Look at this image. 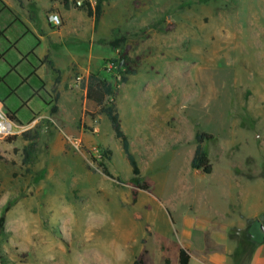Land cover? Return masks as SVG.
<instances>
[{
  "label": "rangeland",
  "instance_id": "1",
  "mask_svg": "<svg viewBox=\"0 0 264 264\" xmlns=\"http://www.w3.org/2000/svg\"><path fill=\"white\" fill-rule=\"evenodd\" d=\"M45 2L33 18L38 28L47 25ZM24 17L0 0V50L21 61L29 78L38 40L22 38ZM91 21V62L74 72L65 48L71 39L64 38L60 81L27 106L18 108L40 82L14 88L19 76L0 61L7 92L0 121L13 123L0 133V264H179L180 248L189 250L190 264H206L226 246L206 218L216 221L225 207L236 222L264 209V180L253 175L259 168L264 176V0H103L98 24ZM11 37L18 44L9 50ZM121 37L130 55L142 58L117 98L141 177L152 188L140 190L136 203L122 143L105 115L90 116L97 109L85 98L87 71L117 76L112 59L119 51L109 41ZM77 48L86 55L90 44ZM197 130L213 135L202 143L211 174L191 168ZM230 235L237 238L236 230ZM243 247L247 254L249 243Z\"/></svg>",
  "mask_w": 264,
  "mask_h": 264
},
{
  "label": "crops",
  "instance_id": "2",
  "mask_svg": "<svg viewBox=\"0 0 264 264\" xmlns=\"http://www.w3.org/2000/svg\"><path fill=\"white\" fill-rule=\"evenodd\" d=\"M6 8L11 10L15 14L25 15L24 19H26V32L22 34L23 36H30L31 34L37 38V43H31L30 53L35 54L38 65L33 66L34 70L26 76L22 75L20 64L21 61H8L7 58L3 56L4 51L0 50V61L5 62L10 70L9 73L15 74L17 76H22L23 78H27L30 82L32 79H38V84L40 82V88L33 89V94L31 95L28 91L27 96L22 98V105L18 108L27 106L32 102V100L39 97L40 93H47L46 85L58 83L60 81V76L62 74L61 68V54L64 52L62 49V43L65 39H71V44H66V53H69L68 59L73 64L72 66H76L74 68V72L77 70V67H83L81 63H85L88 65V62H91L92 56V48H93V23L91 21V17L81 9H76L70 3H60L57 0H47L42 6L43 11L45 13L47 25L44 28H38L37 23L33 21V18H37L36 12H39V5L41 0H1ZM48 1H53L52 3ZM59 12L63 17V25L55 28L48 21V15L51 12ZM66 23V24H65ZM65 24V25H64ZM25 39V38H23ZM14 37H11V40L8 41L9 50L14 47V45L18 44L17 40L15 41ZM83 42H88L90 44L89 51L86 55L81 54L80 48ZM33 45V46H32ZM18 48V46L15 47ZM24 58V51H18ZM67 55V54H66ZM85 61V62H83ZM88 61V62H87ZM85 65V67H86ZM91 72L87 71V77L85 79V96H86V86L87 79ZM75 74V73H74ZM20 78V77H19ZM3 76L0 75V98L3 102H0L1 106L7 107V98L1 96L4 93V87L1 85V81ZM12 85L14 88H25L22 85L21 80L19 82L15 80ZM9 95L11 91L9 90ZM7 95V92H5ZM87 99V97H85ZM75 103V102H74ZM85 113V110L83 111ZM130 143V141H129ZM131 149V145H130ZM132 152V151H131ZM133 153V152H132ZM134 155V153H133ZM135 156V155H134ZM136 158V156H135ZM137 160V158H136ZM138 162V161H137ZM139 165V164H138ZM263 171V170H262ZM261 169L256 168L253 171V175L256 177L262 176V180H264V176L262 175ZM260 174V175H258ZM223 193L227 192V185H223ZM221 217L216 218L214 222H212L209 218H206L205 222L214 225V231L212 232V236H215L217 242H225L224 252H214V254H210L208 257V262L206 264H264V238L260 237L258 239H253L251 237L250 229L252 225L258 221L260 223L261 216L264 215L263 210H257L252 214L248 215L245 219L241 221H231L230 214L228 213V208L222 207L220 208ZM250 221H253L252 223ZM251 223V224H250ZM226 229V232H225ZM236 230L237 238L231 237V231ZM218 231L219 234L217 233ZM246 232V240L245 242H241V237ZM221 239V240H219ZM249 243L250 249L249 252L244 254L243 245Z\"/></svg>",
  "mask_w": 264,
  "mask_h": 264
},
{
  "label": "trees",
  "instance_id": "3",
  "mask_svg": "<svg viewBox=\"0 0 264 264\" xmlns=\"http://www.w3.org/2000/svg\"><path fill=\"white\" fill-rule=\"evenodd\" d=\"M64 2L67 3V0H64ZM102 2L103 0H99L95 11H86L89 17H95L96 25L100 20ZM109 45L113 50L119 51L117 57L112 59V64L117 72V76L114 78V81H111L108 78L103 77L100 72H91L87 79L86 97L89 101L94 103V106L97 109L96 112L89 113L90 116L95 118L97 115H105L110 121L115 137L122 143L124 154L131 166L132 174L134 176L133 187L131 189V199L133 203H136L140 190L151 191L152 188L149 182L141 177L140 167L135 156L131 152L129 139L122 128L117 108V98L119 95V86L127 82L129 76L137 73L138 68L141 66L142 58L141 56L132 57L130 55L131 50L125 45L124 37L109 41ZM56 110L57 108L54 107L53 111ZM10 118L13 117L10 116ZM212 138V134L204 133L200 130H197L195 134L196 149L191 160V168L200 171L203 174H211L213 171L209 155L202 147V143L205 140H211ZM29 155L30 153H26L27 157H29ZM103 156L106 160H111L112 153L105 150ZM98 167L102 170L103 174L113 178L112 173L103 161L99 162ZM5 220V214H2L0 216V231L5 227ZM262 226L264 227L263 224ZM190 260L191 256L189 250L187 248H180L179 264H190Z\"/></svg>",
  "mask_w": 264,
  "mask_h": 264
},
{
  "label": "built area",
  "instance_id": "4",
  "mask_svg": "<svg viewBox=\"0 0 264 264\" xmlns=\"http://www.w3.org/2000/svg\"><path fill=\"white\" fill-rule=\"evenodd\" d=\"M67 2L72 4V6L76 9H81L84 11H95L99 0H67ZM48 21L55 28H58L63 25V17L59 12H51L48 15ZM0 122H3L5 124L3 130L0 128V133H10L13 128V123L7 117H2V120ZM7 127H9L8 130H6Z\"/></svg>",
  "mask_w": 264,
  "mask_h": 264
},
{
  "label": "flooded vegetation",
  "instance_id": "5",
  "mask_svg": "<svg viewBox=\"0 0 264 264\" xmlns=\"http://www.w3.org/2000/svg\"><path fill=\"white\" fill-rule=\"evenodd\" d=\"M19 77H20V80H21L22 85H24V86L28 85V81L29 80L27 78H23L22 76H19ZM0 102H3V100L1 98H0ZM3 104H4V102H3ZM2 108L5 109L4 106H2ZM250 230H251L250 231L251 237L253 239H258V238L262 237V235L264 234L263 229H262V224L259 223L258 221H256L252 225V227H251Z\"/></svg>",
  "mask_w": 264,
  "mask_h": 264
},
{
  "label": "bare ground",
  "instance_id": "6",
  "mask_svg": "<svg viewBox=\"0 0 264 264\" xmlns=\"http://www.w3.org/2000/svg\"><path fill=\"white\" fill-rule=\"evenodd\" d=\"M4 123L3 122H0V128L3 130V127H4Z\"/></svg>",
  "mask_w": 264,
  "mask_h": 264
},
{
  "label": "water",
  "instance_id": "7",
  "mask_svg": "<svg viewBox=\"0 0 264 264\" xmlns=\"http://www.w3.org/2000/svg\"><path fill=\"white\" fill-rule=\"evenodd\" d=\"M263 232H264V227L262 226Z\"/></svg>",
  "mask_w": 264,
  "mask_h": 264
}]
</instances>
